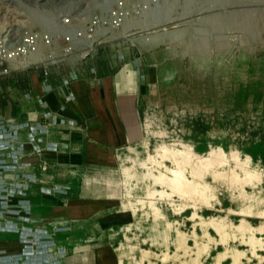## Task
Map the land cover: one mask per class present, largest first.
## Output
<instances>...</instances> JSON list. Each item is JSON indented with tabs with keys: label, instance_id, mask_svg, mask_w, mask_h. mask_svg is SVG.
<instances>
[{
	"label": "rangeland",
	"instance_id": "obj_1",
	"mask_svg": "<svg viewBox=\"0 0 264 264\" xmlns=\"http://www.w3.org/2000/svg\"><path fill=\"white\" fill-rule=\"evenodd\" d=\"M43 1L30 0V4L32 8L42 11ZM77 1L74 8L78 11L81 3ZM196 1L199 2L196 3L194 12L183 19L180 16L179 0L173 12V16L178 17L176 23L164 21L161 27L154 23L149 32H155L159 28L178 30V27L192 22L194 28L206 30L201 35L204 37L197 35V38H202L201 42L194 44L195 37L192 36L173 43L156 38L155 45L148 50H140L142 57L146 56L153 64L147 66L145 81L149 82V86L140 98L144 140H148L150 150L158 146H172L179 150L186 148L195 155L197 161L207 157L212 148L221 150L227 156L229 165L225 170L214 166L203 173L202 180L209 183L212 199L208 205L196 201V196L189 202L196 203L197 210L204 217H228L229 221L236 224L240 216L232 213V210L241 206L239 193L260 191V196L264 197V0H246L237 6L233 4V0H213L216 4L223 5L218 6L221 9H215V13L223 9L225 15H229L232 10L235 14L242 10L238 14L253 15L231 17L223 21H200L202 15L198 13L199 9L204 7L205 12L202 14L206 18L205 15L210 10L205 7H211L208 2L212 1ZM15 3V0H0V31L10 27H29L25 22L28 15ZM53 8L51 4L45 7L49 11L54 10ZM64 14L66 13L62 15ZM149 14L150 12L146 13L143 20ZM128 20L127 23L134 25V20ZM225 24L228 28L232 27L231 30L218 33ZM31 28L41 29L39 26ZM191 32L196 33L195 30ZM162 60L167 70L165 76L161 72ZM124 71L133 76L136 74L131 66ZM235 158L240 163L249 158L251 166L262 173L263 181L255 184V187L242 182L233 183L231 170L234 168L237 171L234 167ZM193 166L194 160L187 165V174ZM136 172L142 174L143 170L136 167ZM237 174L242 178L241 172ZM140 185L143 186L141 193L131 198L126 196L123 186H110V194L114 195L110 198L104 215L81 221H55L50 224L53 229L48 227L49 224L34 223L28 216L32 209L29 200L21 207L25 215L17 218L12 217L13 210L8 204L3 209L4 216L0 218V226L3 223L12 226L10 228L19 235L21 247L15 254L0 251V264H65L68 258L74 260L73 264H119L120 257L124 258L123 264H134L135 258L139 261L138 264H149V254L145 258L143 251L159 255L166 251L173 253V230H164L160 234L157 231L163 230L153 226L152 231H145L142 227L148 228L149 224L142 220L141 214H133L127 209L125 212L120 211L122 205L143 199L144 193L151 189L147 182ZM30 187L31 185L28 188ZM154 187L159 189V185ZM7 188L14 186L9 184ZM23 191L25 194L30 192L29 189ZM4 193L5 187L0 179V195ZM40 193L48 194L47 190L41 189ZM176 203L181 204L182 201ZM164 206L163 211L169 219L179 220L181 231L192 232V220L189 219L192 216L191 208L177 216L167 209L165 202ZM3 207L0 202V209ZM260 222L253 221L255 224ZM127 226L131 227L130 231H124ZM74 227L79 228L80 232L62 233ZM197 233L201 236L202 230L198 228ZM214 235L212 234L213 237ZM190 245L193 246V242ZM232 245L235 246L236 243ZM236 246L243 248L239 244ZM223 250V247L215 246L211 253L214 257ZM152 259L157 264H164ZM213 262V258H209L204 264ZM165 264L175 263L169 261ZM239 264H264V257L260 255L249 261L242 259Z\"/></svg>",
	"mask_w": 264,
	"mask_h": 264
},
{
	"label": "crops",
	"instance_id": "obj_2",
	"mask_svg": "<svg viewBox=\"0 0 264 264\" xmlns=\"http://www.w3.org/2000/svg\"><path fill=\"white\" fill-rule=\"evenodd\" d=\"M201 39L196 37L194 44ZM106 53V57L97 61L98 81L85 73L70 86L59 87L57 82L50 92L44 90L41 75L33 70L0 81V117L14 118L16 126L11 132L27 143L17 172L37 173L42 159L50 165L48 173H37L43 184H30L29 193L7 198L12 217L25 215L21 207L26 200L32 208L28 216L34 223L49 224L48 227L55 221L101 216L114 195L108 188L123 186L118 154L121 149L144 140L140 98L149 86L145 81L147 66L153 64L132 48L111 45ZM128 66L134 67L135 76L124 71ZM20 125L24 128L17 132ZM34 145L41 148L42 156L31 151ZM3 146L9 164L8 154L18 146L8 140ZM12 174L7 173L9 180ZM21 181L26 182L24 178ZM53 188L60 192L40 193V189ZM79 232L74 227L62 233ZM18 238L12 229L0 228V251L19 252ZM123 260L120 257L118 263L123 264ZM138 262L135 258L134 264ZM73 263L72 258L65 261Z\"/></svg>",
	"mask_w": 264,
	"mask_h": 264
},
{
	"label": "bare ground",
	"instance_id": "obj_3",
	"mask_svg": "<svg viewBox=\"0 0 264 264\" xmlns=\"http://www.w3.org/2000/svg\"><path fill=\"white\" fill-rule=\"evenodd\" d=\"M111 4L116 0H78L77 3H81L78 11L85 12L87 15L93 12L94 7L98 6L102 2ZM179 0H156L153 1L152 11L153 23L150 24L152 19L147 17L143 20L141 25V32L144 34L139 38L138 42L141 45L143 51L148 50L154 44V39H160L162 41H168L173 43L183 37L197 35H203L206 33L204 28L199 27V30L193 27L192 22L184 24L178 30L159 28L155 32L151 29L154 23L159 27L166 21L168 23H176L177 15L173 16L175 5ZM208 2L209 7H205L206 10H210V13L205 15L204 7L199 9L201 16L200 21L206 20H226L231 17H253L249 14H235L232 10V14L225 15L224 10L219 12H213L215 9L223 7L222 4H216L213 0ZM246 0H233V4L239 5L245 3ZM251 1L247 0L246 2ZM256 0H252L255 2ZM15 4L20 5L21 8L28 15V19L25 22L28 26H39L41 29H54L57 24V19L63 14H69L73 12V8L76 6V0H44L41 5L44 6L42 11L32 8L30 0H15ZM52 5L54 10H46L45 7ZM75 5V6H74ZM220 6V7H218ZM201 7V6H199ZM67 9V10H66ZM221 9V8H220ZM235 11V10H234ZM246 11V10H244ZM189 14V11L184 10L180 13L181 18ZM82 15V14H81ZM163 16V17H162ZM22 17V16H21ZM124 17V16H123ZM16 19V18H15ZM151 19V20H150ZM237 20V19H235ZM129 22V20H128ZM134 23V22H133ZM230 24V22H229ZM123 31L121 34L127 37V32L134 26L127 21L123 24ZM186 25V26H185ZM232 28V27H231ZM231 28H228L231 30ZM195 30V34L191 31ZM201 31V32H200ZM147 32V33H146ZM223 34V33H222ZM202 37V36H201ZM150 62V61H149ZM162 65V76H165L167 70ZM146 141V142H145ZM148 140L121 149L118 154L119 163L122 167V185L127 192L128 198L134 197L135 194L141 193L143 186L142 183L147 182L150 190H147L144 194L145 197L135 200V202H129L128 205L124 204L120 207V211H130L133 214H141L145 222H148L149 227H142L145 231H152V228H158L163 231H157L163 233L164 230L170 232L173 230L174 237L172 240L175 246V250L172 252H162L161 255L147 253L143 251L145 258L149 254L148 263L157 264L152 258L158 260L161 263H169L171 261L175 264H204L209 258H213V264H239L242 259L247 261L258 258L260 255L264 257V197L260 196V191L252 193H239L241 206L237 210H232V213L239 215V222L234 224L228 220V217H204L197 210V204L189 202L192 197L196 196V201L203 202L208 205L212 199L213 194L211 187L207 181L202 180L204 171H208L209 168L225 167L229 165L227 156L221 151L212 148L205 158H200L197 161L195 155L189 152L186 148L179 150L174 149L172 146H158L154 150H150L148 147ZM196 158V161H195ZM194 160V166L189 174H187V165ZM236 160V158H235ZM168 161L170 163H168ZM136 167L143 170L142 174H137ZM235 168H232L231 176L233 183H244L250 186H256L263 181L262 173L256 167L251 166L249 158L245 162L240 163L236 160ZM231 169V168H229ZM200 170V171H199ZM156 171V173H154ZM241 172L242 178L237 174ZM156 189L154 186H158ZM177 201H182L181 204H177ZM163 202V203H161ZM164 202L167 205V209H170L175 215H183L188 209H192V216L189 218L192 220V232L185 233L179 229L180 222L177 218L171 220L164 213ZM162 204V206H160ZM163 208V209H162ZM213 209L214 207L211 206ZM127 209V210H126ZM102 212H107V209ZM138 212V213H137ZM255 220H260L258 224L253 223ZM151 224H150V223ZM198 228L202 230V235L197 233ZM131 227L128 226L124 231H130ZM212 234H215L214 237ZM193 242V246L190 245ZM239 244L243 248H239L232 243ZM223 247L222 252H218L213 257L211 250L215 247Z\"/></svg>",
	"mask_w": 264,
	"mask_h": 264
},
{
	"label": "built area",
	"instance_id": "obj_4",
	"mask_svg": "<svg viewBox=\"0 0 264 264\" xmlns=\"http://www.w3.org/2000/svg\"><path fill=\"white\" fill-rule=\"evenodd\" d=\"M153 1L156 0H116L111 4L104 1L95 6L89 15L73 8L71 14L61 15L57 19L54 29H33L23 26L1 30L0 81L29 70L41 75L46 92L55 90L57 82H60L59 87L70 86L74 80L85 73L91 76L92 80L98 81L100 75L97 61L100 57L107 56L106 51L111 45L132 48L142 55L141 45L138 42L143 35L141 25L145 14L152 11ZM197 2L199 1L180 0V13L186 10L191 14ZM150 16L152 19L150 24H152L153 12H150ZM128 19L135 21L134 26L128 36L123 37L121 31ZM227 30L228 27L225 24L218 33ZM13 126H16L14 118L0 117V179L5 187V193L0 195V202L4 206L0 209V218L4 216L3 209L7 207L8 197L18 193L25 194L23 190L28 189L30 184L37 182L43 184L37 173L39 171L41 174H46L50 169V165L42 159L37 173L17 172V168H20L19 160L24 156L23 147L27 143L19 141L17 133L11 132ZM23 128L21 125L17 126L16 131H22ZM6 140L18 146L16 150L8 154L7 160H11L9 164L5 161L6 154H4L6 147L3 146V142ZM31 151L37 156H42L39 146L34 145ZM9 171L14 173L11 181L7 175ZM22 178L27 183L21 181ZM9 184L14 188L8 189ZM47 192L56 194L60 191L53 188ZM10 227L12 226L4 223L0 226L5 230L13 228Z\"/></svg>",
	"mask_w": 264,
	"mask_h": 264
}]
</instances>
